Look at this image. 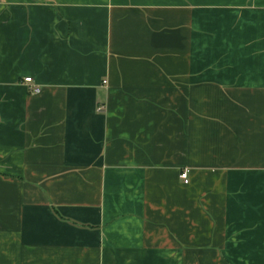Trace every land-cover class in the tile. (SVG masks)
Wrapping results in <instances>:
<instances>
[{
    "label": "crops",
    "instance_id": "1",
    "mask_svg": "<svg viewBox=\"0 0 264 264\" xmlns=\"http://www.w3.org/2000/svg\"><path fill=\"white\" fill-rule=\"evenodd\" d=\"M0 264H264V0H0Z\"/></svg>",
    "mask_w": 264,
    "mask_h": 264
},
{
    "label": "built area",
    "instance_id": "2",
    "mask_svg": "<svg viewBox=\"0 0 264 264\" xmlns=\"http://www.w3.org/2000/svg\"><path fill=\"white\" fill-rule=\"evenodd\" d=\"M25 83L29 86L31 93H33V94H40L41 93V88L34 84V80L32 78H30V77L26 78ZM103 110H104V107H100L98 109V112H103ZM181 179H183L185 181V183H188L189 182L188 173H183L181 175Z\"/></svg>",
    "mask_w": 264,
    "mask_h": 264
}]
</instances>
